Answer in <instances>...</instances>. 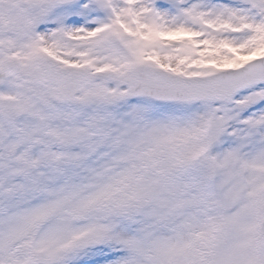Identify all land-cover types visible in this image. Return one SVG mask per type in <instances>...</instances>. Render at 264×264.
Listing matches in <instances>:
<instances>
[{
  "label": "snow or ice",
  "instance_id": "6c2138e0",
  "mask_svg": "<svg viewBox=\"0 0 264 264\" xmlns=\"http://www.w3.org/2000/svg\"><path fill=\"white\" fill-rule=\"evenodd\" d=\"M0 264H264V0H0Z\"/></svg>",
  "mask_w": 264,
  "mask_h": 264
}]
</instances>
